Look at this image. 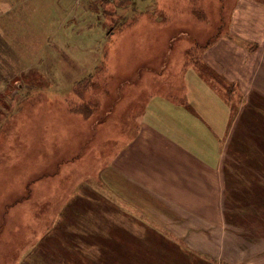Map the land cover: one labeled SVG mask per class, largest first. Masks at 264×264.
<instances>
[{
  "label": "rangeland",
  "instance_id": "rangeland-1",
  "mask_svg": "<svg viewBox=\"0 0 264 264\" xmlns=\"http://www.w3.org/2000/svg\"><path fill=\"white\" fill-rule=\"evenodd\" d=\"M28 1L30 12L19 14L22 28L16 27L12 34L8 27L2 28L4 33L0 29V264H132L138 261L136 254L146 264L166 260L211 264L210 258L199 257L207 253L196 251L199 256L191 257L190 251L171 242H142L137 237L133 243L106 240L110 228L100 221L98 211L104 203L114 215L116 207L105 202L111 186L98 176L122 146L113 140L121 134L120 127L138 128V111L151 93L142 89L135 99H128L134 94L132 81L147 75L154 92H176L183 100L184 88L167 81L156 84L150 78L170 60L173 64L164 79L177 80L183 87L180 74L194 67L231 108L228 138L222 143L225 189L229 183L231 190L237 188L244 173L264 179V46L255 49V43L230 32L238 25L233 15L237 0H144L157 15L132 19L125 17L126 12L140 7L142 0L137 4L94 0L101 19L96 24L109 32L92 27L90 35L74 34L73 47L81 48L91 38L93 47L79 50H67L72 45L64 36L51 44L52 36L43 35L40 21L34 20V9L46 5ZM58 4L70 10L75 0ZM94 19L77 26H92ZM143 22V28L131 32ZM215 42L218 52L225 49V54L233 55L236 62L231 67L236 72L227 75L224 64H214L219 60L217 50L209 52L213 55L209 59L204 56ZM242 54L243 63L251 66L249 77L246 70L237 72L243 67L238 58ZM136 132L125 131L126 142ZM228 171L234 172L236 184ZM126 188L129 195L137 189ZM263 211L259 206L258 216L244 217L263 227L251 229V239H262L251 244L252 264H264V217L259 216ZM221 261L228 264L224 259L212 262Z\"/></svg>",
  "mask_w": 264,
  "mask_h": 264
},
{
  "label": "crops",
  "instance_id": "crops-1",
  "mask_svg": "<svg viewBox=\"0 0 264 264\" xmlns=\"http://www.w3.org/2000/svg\"><path fill=\"white\" fill-rule=\"evenodd\" d=\"M37 1L46 6L34 9V20L37 18L40 21L37 25L42 29L43 35L52 36L54 42H50L51 44L58 42V36H64L66 44L72 45L74 34L90 35L92 27L109 32L96 24H99L101 19L100 12L93 7L94 0H75V5L70 10L58 4H64L65 0ZM29 2L0 0V29L3 33L2 28L5 27L12 29L11 32L7 30L9 34H12L16 27L22 28L19 14L21 11L30 12L32 8ZM144 4L145 1L142 0L140 7L137 4L131 11L126 12L125 17L132 19L141 15H157L158 12H154L151 5ZM91 12L95 16H86ZM233 15L238 19V25L235 22L237 28H231L230 32L246 42L255 43L254 48L260 50L264 46V0H237ZM91 17L97 21L92 26H77L80 21L86 24V20ZM144 25L143 22L131 32L143 28ZM88 42L81 48L75 47L78 45L74 44V47L72 45L67 50L93 47L91 38H88ZM212 45L204 52L207 59L213 56L212 53L208 55L210 51L218 52V44L215 42ZM115 50V65L118 66ZM225 52V49H220L217 54L219 60L214 61V64H224L228 68V75L231 71L236 72L231 67L235 65L236 60L232 59L230 51L227 54ZM239 57L242 61L243 54ZM172 64L170 60L166 61L163 71L153 74L156 76L150 78L154 79L156 84L168 82L167 84L184 88L183 92H180L183 100L178 98L180 94L176 95V92H154L147 75H139L137 80L131 82L134 94L128 99H135L137 91L142 89H150L151 93L142 110L138 111V128L132 124L130 129L120 127L121 134L113 140H120L122 146L106 168L104 166L99 172L98 177L108 181L111 186V189L105 188L108 191L105 193L108 199L105 202H111L116 207L114 215L109 213L110 209L105 210L104 203L98 211L100 221L110 228L107 234L109 238L106 240L119 244L133 243L136 240L134 237H137L142 242H171L180 249L190 251L188 254H191V257L193 254L198 255L196 251L207 253L198 256L210 258L211 264H215L213 260L220 259L227 260L228 264H252L255 252L251 253V244L261 242L262 239H251L252 232L248 226L235 224L229 214H234L236 207L227 211L225 183L228 178L225 175L227 167L224 163L222 143L228 138L231 108L219 91L194 67L185 70L183 75L179 73L183 87L177 85V80L164 79L168 76ZM244 65L243 63V67L237 72L240 74L246 70V77H249L250 63ZM120 103L121 101L116 103L112 109L117 110ZM130 108L133 110L134 106ZM104 125L108 124L105 122ZM109 129L113 130L112 127ZM133 130L137 131L136 135L126 142L125 131ZM104 168H109V172H105ZM106 177L108 179H105ZM127 185L137 187L133 191L136 198L132 193L129 195ZM259 190L264 191V188L260 186ZM101 202L99 200V204ZM140 257L136 254L135 260L138 261L132 264H146L144 261L140 262ZM151 263L157 264L156 261ZM221 264H225V261H221Z\"/></svg>",
  "mask_w": 264,
  "mask_h": 264
},
{
  "label": "trees",
  "instance_id": "trees-1",
  "mask_svg": "<svg viewBox=\"0 0 264 264\" xmlns=\"http://www.w3.org/2000/svg\"><path fill=\"white\" fill-rule=\"evenodd\" d=\"M161 3L163 2L160 1ZM225 166L227 164L224 161ZM233 170V169H232ZM242 173V171H240ZM228 173L232 176L233 180H236L234 177V172L228 171ZM235 183V182H234ZM264 188V179L257 178L253 173H244V176L241 178L238 187H234L231 190V185L229 183L227 190V211L232 210L236 207V212L234 213V222L238 226H248L250 231L251 229H256L261 226V224L254 222L251 223L250 219L247 218L245 220L244 217L258 216L256 214V210H258L259 206L264 210V191L259 190V187ZM230 194V195H228ZM264 212V211H263ZM259 216L264 217V213ZM263 228V227H260ZM255 240V239H253ZM187 264H193L191 262H184ZM101 264V263H99ZM141 264V263H140ZM161 264H168L167 261H161Z\"/></svg>",
  "mask_w": 264,
  "mask_h": 264
}]
</instances>
